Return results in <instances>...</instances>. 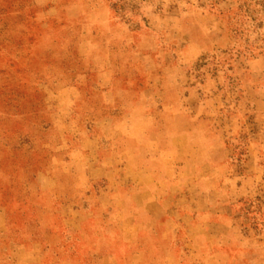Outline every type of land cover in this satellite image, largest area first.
<instances>
[{
    "label": "rangeland",
    "instance_id": "374dc122",
    "mask_svg": "<svg viewBox=\"0 0 264 264\" xmlns=\"http://www.w3.org/2000/svg\"><path fill=\"white\" fill-rule=\"evenodd\" d=\"M0 264H264V0H0Z\"/></svg>",
    "mask_w": 264,
    "mask_h": 264
},
{
    "label": "crops",
    "instance_id": "0c3cea01",
    "mask_svg": "<svg viewBox=\"0 0 264 264\" xmlns=\"http://www.w3.org/2000/svg\"><path fill=\"white\" fill-rule=\"evenodd\" d=\"M198 126L202 129L201 122H198ZM222 136L223 134L217 129L215 132H211L209 136L204 138V141L210 142V145H212L211 152L206 154L205 158L204 155L200 153L201 155L197 154L196 157H187L184 158L182 162L176 163L174 171L177 175L171 177L172 179H179L181 178V175L189 177L188 174L191 172L196 174V178L194 177V181L191 185L194 190H191V188H189V190H182L179 192L180 197H187L190 193L192 194V191L193 194L200 198L203 196L213 195V192L216 190V185L219 184L217 176L220 173H223L222 169L226 168L227 164L225 156L221 150ZM193 139L197 140L196 142H201L203 140L199 139V136L197 135ZM201 164H204V167L201 168ZM164 180V177L155 178V180L150 184L149 188L154 195L160 196L164 192ZM154 186L156 188H154Z\"/></svg>",
    "mask_w": 264,
    "mask_h": 264
}]
</instances>
